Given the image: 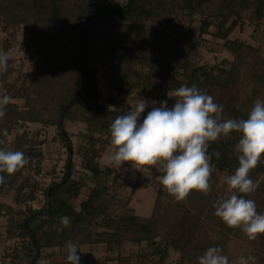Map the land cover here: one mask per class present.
<instances>
[{
	"label": "trees",
	"instance_id": "16d2710c",
	"mask_svg": "<svg viewBox=\"0 0 264 264\" xmlns=\"http://www.w3.org/2000/svg\"><path fill=\"white\" fill-rule=\"evenodd\" d=\"M120 1L0 0V24L23 27L28 37L21 46L37 63L15 81L9 80L16 73L14 59L9 58L6 71L0 70V96L7 94L25 102V110L16 103L6 106V115L0 119V147L22 151L29 158L23 169L10 176L3 174L5 183L0 184V190H14L13 202L19 210L0 202V220H6L3 234L0 232V246L6 241L20 242L15 250H21L25 264H67L64 244L68 240L78 245L80 264H166L172 252L180 255L177 263L183 264L198 260L209 247H220L225 255V238L238 237L242 231L229 228L216 218L213 205L202 209L201 201L194 197L196 191L185 201L175 202L160 184L149 217L137 215L130 206V197L123 199L118 195V190L126 185L109 168H102L98 158L109 145L102 136L110 134L111 122L126 111L99 102L97 77L100 67L106 66L108 85L117 94L128 96L137 88L157 106L167 101L169 107L175 98H169L168 92L195 84L224 106L225 117L246 118L254 101L264 99V52L229 37L245 22L262 24L264 0ZM186 12L201 18L196 39L191 35L175 37L153 27L156 22H168ZM28 17H32V22ZM69 17L72 24L64 26L62 23ZM211 27L215 28L214 33L209 31ZM207 34L222 40V48L233 60L199 65L192 51L205 41L203 36ZM166 37L177 41L167 52L163 41ZM61 68L68 74V83H63L54 98L49 91ZM147 112L141 114V119ZM67 120L86 125V132L81 135L83 144L76 151L66 129ZM27 123L54 126L67 151L62 177L42 190L45 200L37 210L30 203L36 199L39 186L29 175H21L24 169L40 174L42 152L32 144L28 131L7 145L14 127L22 130ZM239 138L238 133H232L210 144L209 154L221 153L219 159L212 156L215 170L211 178L230 175L238 167L234 146ZM75 155L81 158L83 170L77 177ZM263 175L264 156L250 172L259 187L246 197L255 201L259 213H264V183L260 181ZM88 182L92 186L77 208L74 201ZM223 190L229 195L226 185ZM117 202L120 211H116ZM61 216L72 218L70 226L61 225ZM208 230L214 232L213 236L207 235ZM252 241L259 260L264 262V235ZM127 246L136 247L137 251L126 253ZM55 259L61 261L54 262Z\"/></svg>",
	"mask_w": 264,
	"mask_h": 264
},
{
	"label": "clouds",
	"instance_id": "9594fccd",
	"mask_svg": "<svg viewBox=\"0 0 264 264\" xmlns=\"http://www.w3.org/2000/svg\"><path fill=\"white\" fill-rule=\"evenodd\" d=\"M8 60V54L0 51V70H7ZM167 95L175 98L171 107L167 101L157 106L156 101L150 104L139 98L124 114L115 117L110 124L108 166L120 170L128 163L149 177L152 168L159 166V183L175 202H182L193 191L205 195L211 191L210 179L215 170L211 159H219L221 153L209 154L210 144L238 133L240 138L234 146L238 167L223 178L229 195L215 201L213 214L227 227L242 230L249 240L264 235V213L257 211L253 199L246 198L259 187L250 172L264 156V99L254 101L246 118H229L224 116V106L195 84L181 85ZM12 101L7 94L0 96V119ZM149 107L151 110L141 119ZM4 134L7 135L6 129ZM28 163L24 152L0 147V184L5 183L3 174L10 176ZM59 219L63 227L70 226V216ZM64 247L67 264H80L78 245L68 240ZM251 259L240 256L230 262L222 249L214 246L198 257V264H249Z\"/></svg>",
	"mask_w": 264,
	"mask_h": 264
},
{
	"label": "rangeland",
	"instance_id": "374dc122",
	"mask_svg": "<svg viewBox=\"0 0 264 264\" xmlns=\"http://www.w3.org/2000/svg\"><path fill=\"white\" fill-rule=\"evenodd\" d=\"M122 2V0L120 1ZM28 21L32 22V17H28ZM201 18L197 15H190L189 13H183L178 16L172 17L168 22L159 21L152 23L155 29L159 31H165L166 33H171L175 37L191 35L194 39L198 36V29L200 27ZM64 26L72 24L71 18L69 17L64 21ZM6 23L0 24V51L6 52L10 59L15 61L16 73L9 78L10 81H15L18 75H26L29 73L33 67L37 65L35 58L30 59L29 55L25 52V49L21 46V43L25 41L28 37V33L23 29L22 26L14 28L13 26L5 27ZM193 28L192 30H189ZM214 33L216 30L211 27L209 30ZM14 32V33H13ZM14 35V36H13ZM231 40H238L246 44L258 47L264 52V21L259 26L250 25L245 22L244 25L238 26L229 37ZM205 41L201 42L200 45L192 51V56L194 60L199 65H214L223 60H233V56L226 50L222 48L223 41L215 38L211 34L203 36ZM164 48L166 52L169 51L171 44H176L177 41L173 38H165ZM108 68L106 66H101L98 72V86L101 104L107 105L111 109H118L127 111L130 106L134 105L136 100L139 98L149 101L151 104L152 100L149 97L140 94L139 89L136 88V92H132L128 96L119 95L108 85ZM68 72V71H67ZM66 72L61 68L57 70L56 77L57 82L55 86L51 87L49 96L56 97L57 93L61 91L64 84L68 83ZM21 83V80L18 82ZM12 103H16L23 110L24 100L13 99ZM151 107L146 108L145 111H150ZM66 129L69 133L71 141L73 143L75 151L79 148V145L83 144L82 134L86 132V125L81 121L67 120ZM24 131H28L29 137L32 139V144L42 152V163L41 172L36 174L33 170L24 169L22 171V177L27 175L30 176L33 183H37L39 186L36 199L30 203L33 209H39L44 203V197L42 190L47 187L52 181L59 180L64 171L67 159V151L63 146L62 142L57 133V129L51 125L39 124V123H27L22 130L18 127H14L12 134L7 138V145L11 146L15 137L22 134ZM103 140H107L109 145L105 148L101 156L98 158L102 168H109L113 175L117 176L118 179L126 185L124 188L118 190V195L123 199H128L130 197V206L134 209L135 213L139 216L149 217L152 214L154 203L157 199V191L160 185L159 180L156 178L160 175L157 170L159 166L153 167L151 170V176H147L148 173H142L131 167L130 164L125 163L120 170H116L113 167H109L107 164V156L111 152L110 134H104L102 136ZM75 164V175L78 176L82 173L81 168V158L78 155L73 157ZM227 176L226 173L221 174L218 179H210L211 191L205 195L197 192L194 195L195 199L201 201L202 209L211 208L212 205L218 198L226 197L228 194L224 193L223 186L225 185L223 178ZM260 181L264 183V175L260 177ZM92 183L88 182V186L83 189L78 200L74 201L75 206L78 208L82 200L86 199L89 192V188ZM28 193V188L26 189ZM200 194V195H199ZM15 192L13 189H3L0 190V202L7 203L14 206L15 210H19L17 205H14ZM194 200V199H193ZM166 204V203H165ZM116 211H120L121 208L117 203H115ZM214 215V214H213ZM217 218V217H216ZM219 219V218H218ZM6 225V220H0V232H4ZM212 230H208V236H213ZM16 243L20 242H5L0 246V264H25L26 261L22 259L23 253L21 250H15ZM225 255L228 256L229 261H235L240 256L252 257L249 260V264H264L259 260L257 256V248L254 241L249 240L247 236L241 231L238 237H233L228 235L224 240ZM19 245L17 246V248ZM126 253H131V251H137V248L126 247ZM85 258V257H83ZM180 260V255L172 252L166 264H178ZM61 259H55L54 262H59ZM83 264V263H82ZM90 264H95L91 262ZM115 264V263H112ZM183 264H198V260H193L191 262L186 261Z\"/></svg>",
	"mask_w": 264,
	"mask_h": 264
}]
</instances>
